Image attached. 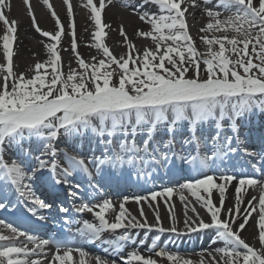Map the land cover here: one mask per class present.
<instances>
[{
	"label": "snow or ice",
	"instance_id": "snow-or-ice-1",
	"mask_svg": "<svg viewBox=\"0 0 264 264\" xmlns=\"http://www.w3.org/2000/svg\"><path fill=\"white\" fill-rule=\"evenodd\" d=\"M63 2L72 30L70 47L81 71H62L58 45L65 29L50 0L43 3L55 20V32L38 27L29 0H24L33 26L50 41L45 45L48 60L37 62L35 74L26 78L13 70L17 21L5 14L11 7L8 0H0L5 29L0 35L5 60L0 63V210L11 206L29 220H52L58 228L56 236L42 238L0 219V264H46L49 245L55 251L47 264H89V253L71 235L78 234L82 244L99 242L107 246L106 253H119L127 242L135 243L130 230L137 228L177 235L214 229L213 242L223 246L213 250L219 260L207 253L212 264H264V121L244 133L239 123L251 125L253 115L264 116V0H219L223 12L206 8L209 19L200 29L205 33L200 37L207 45L205 53L195 47L185 17L189 5L198 6L197 0H141L158 6L159 14L132 9L151 26L136 34L150 38L155 48L146 47L141 54L128 42L127 58H117L105 43L106 0H98V5L86 0L83 6L90 9L95 28L93 46L104 56L93 63H86L77 51L73 7L70 0ZM122 3L131 7L128 0ZM120 33L127 42L123 26ZM164 176L169 185L159 190L146 187L149 180ZM233 182L235 205L225 208V194ZM121 183L139 186L147 194L125 196L117 210L111 199L99 194ZM249 188L260 189L258 205L252 197L249 207L241 209ZM214 190L219 206L212 198ZM174 192L185 202L186 232L175 226L169 204ZM184 192L206 210L210 222L195 206L191 211L197 220L187 216L190 202ZM158 197L169 209L170 228L163 227L159 211L156 225H148L143 207L142 223L125 206L131 199L152 208ZM85 213L94 220L81 218ZM110 213L115 214L112 220ZM253 213L258 217L259 247L242 237ZM73 226L75 233L70 231ZM158 239L153 238L151 250L158 248ZM155 256L170 264H193L166 248H159ZM95 261L117 264L99 256ZM121 264L158 260L134 250ZM200 264L206 262L202 259Z\"/></svg>",
	"mask_w": 264,
	"mask_h": 264
},
{
	"label": "bare ground",
	"instance_id": "bare-ground-1",
	"mask_svg": "<svg viewBox=\"0 0 264 264\" xmlns=\"http://www.w3.org/2000/svg\"><path fill=\"white\" fill-rule=\"evenodd\" d=\"M11 7L10 10H6V15L9 20L17 21V40L14 44V52L15 55L13 57V70L19 75L20 73H24L26 78H31L32 75L35 74L34 66L37 62H45L48 59L47 50L45 45L49 43V39L45 38L41 35L40 32L36 30L33 26L32 17L29 15V8L25 5L24 0H8ZM86 0H70V3L73 7V19L75 24V37L77 41V51L80 53L81 57L85 60L86 63L98 62L99 59H103L102 50L96 49L93 45L94 42L92 40V34L95 30L94 22L91 20L90 9L85 8L83 5ZM94 2L98 5V0H94ZM133 8H137L139 12L148 11L150 13L159 14L158 6L154 4H142L141 0H132ZM31 5L32 12L36 17V21L38 27L43 31H52L55 32L57 30L55 20L51 15L50 10L44 5L43 0H29ZM50 3L53 5L54 10L59 16L61 22L64 25L65 32L62 35L61 43L58 45V49L61 55V67L62 71L67 74L71 69H75L77 71H81L79 68L78 61L73 54L70 44H71V28L69 27V18L67 16V7L64 4L63 0H50ZM196 7L191 5L188 6V12L185 13L186 21L188 24L189 34L192 36L193 42L195 45H203L205 44L201 39L202 33L200 29L205 27L208 22V17L206 15V8H213L215 6V10L223 12V8L219 7V0H209V2L205 3V0H197ZM119 6H124L122 2L118 0H112L111 4L107 3L106 0V8L102 13L103 22L109 25L108 28L105 29L107 35L105 37V43L109 47L110 51H112L113 55L117 58L120 56H125L129 53L128 42H131L135 46V50L142 54L144 48H155V42H153L150 38L140 37L138 36L137 30L149 31L151 30V26L144 21L139 19V15L134 14L132 10L128 11ZM184 5H182L183 7ZM130 9V8H128ZM226 14V13H225ZM123 26L124 32L128 38V41H125L124 36L120 33V28ZM4 25L0 22V35L3 34ZM31 34L34 38L39 40L38 42L29 40L26 35ZM203 52V51H202ZM135 54V53H133ZM93 57H95V61H93ZM4 56L2 48H0V63H4ZM113 67H116L113 65ZM131 67V63H130ZM2 80V77H0ZM261 121H264V116H261L260 119L256 122L255 120L251 121V125H248L245 121H240L242 124L241 132H246L247 128L250 126H256ZM179 148V146H178ZM163 175V173H161ZM153 186L156 184L162 186L169 185V178L164 176L161 180L152 181ZM181 182V181H180ZM219 182V181H218ZM127 185L133 187H139L133 184H123L121 183L119 187H113L109 191L112 195H115V200L113 203L118 205L123 200L120 199L118 195H123L127 190ZM148 184L147 188H153V186ZM143 190V188H139ZM154 190H159V188H153ZM145 191L138 195H146ZM50 195V194H49ZM137 196V193L134 195ZM184 196L187 198V201L190 202V206L187 209V216L191 218V220H197V216L195 213L191 211V206H195L197 212L200 217L204 219L205 222H210V216L207 214L206 210L201 207V205L195 200L194 197L190 195L188 192H184ZM260 196L259 188H249L246 192L243 193V202L241 203V209L249 207L248 201L252 199V197H256V200L253 201V204L258 205V200ZM133 197V196H130ZM235 182L232 185H229L225 194V208L233 207L235 205ZM105 198V196H104ZM102 198V199H104ZM212 198L215 203L219 206V193L214 190L212 194ZM184 201L180 199V193L174 192L171 197L169 204L172 205L171 211L176 215V227L182 231L186 232L184 220H185V207ZM158 205V208H157ZM126 208L129 212L136 216L142 223L146 222L148 225H156V211H159L162 225L165 229L173 226V222L169 216V209L166 207L163 199L160 197L157 198L156 202H153V207L149 208L148 205L141 201L138 205L134 200H129L126 203ZM143 207L145 218L140 216V208ZM10 218L15 219L13 215L6 213ZM30 215V214H29ZM114 213H110L108 218L110 220L114 219ZM18 219V218H17ZM15 219V220H17ZM21 218L19 221L23 226L29 227L32 229H39L43 233H58L57 226L55 228H50L48 225L39 222L36 223L28 219L29 222L25 221ZM84 219L94 220L92 214H86ZM250 222L246 225V228L242 230V237L246 239L251 245L259 247L258 242V228L257 225V215L253 213L252 217L249 218ZM56 229V230H54ZM72 233L76 232L75 226L70 229ZM131 234L135 238V243L132 241L127 242L125 248L121 250L118 254H112L110 251L107 252L110 259H122L126 258L127 253L131 251H139L141 254L145 256L152 255L154 259L158 260V264H168L169 261L166 262L164 258L156 257L155 251L150 249L151 242L153 238L158 237V247L166 248L170 252L178 253L181 257L190 259L193 264H200V261L203 259L206 264H212L211 258L207 255L208 252H213V255H216L219 260V254L215 253L213 250L223 246L222 242H213V237L215 236L214 229H204L197 232H191L184 235H177L176 233L171 232H159L156 228H153L151 231L148 228H137L131 229ZM117 234H120V230H117ZM74 238H79L78 234L72 235ZM109 238L108 236L105 237ZM143 239L145 243L143 245L139 244V240ZM90 246L93 256H89L86 259L89 264H96L95 257L96 254H101V243L97 242L94 244H88ZM55 249L50 248L48 250V257L45 258L46 264L47 261L51 260L52 254ZM100 253V254H99ZM75 257L78 258V254H75ZM118 261V260H117ZM121 263V262H120ZM117 263V264H120Z\"/></svg>",
	"mask_w": 264,
	"mask_h": 264
},
{
	"label": "rangeland",
	"instance_id": "rangeland-1",
	"mask_svg": "<svg viewBox=\"0 0 264 264\" xmlns=\"http://www.w3.org/2000/svg\"><path fill=\"white\" fill-rule=\"evenodd\" d=\"M208 8H209V7H208ZM199 34H200L201 36L205 35V33H200V32H199ZM207 35L211 36V33H208ZM218 35H219V33H218ZM26 37H27L29 40H32V41H35V42H38V41H39V40H37V38H34V36L31 35V34H27ZM195 47L197 48L198 52H200V53H205V52L207 51V45H206V44H203V45H201V46H199V45H195ZM202 51H203V52H202ZM47 60H48V59H47ZM47 60H45V61H47ZM203 68H204V66L201 65V74H202V75H204ZM117 71H119V70L117 69ZM192 74H193V73H192L191 70L187 73V75H189V76H191ZM113 82H118V81H117L116 78H114V81H113ZM157 250H158V249H156V251H157ZM164 259L166 260V258H164ZM166 262H168V260H166ZM168 264H170V263H168Z\"/></svg>",
	"mask_w": 264,
	"mask_h": 264
}]
</instances>
